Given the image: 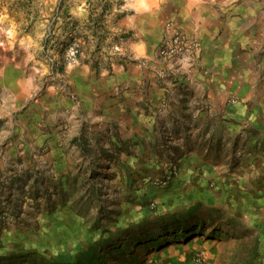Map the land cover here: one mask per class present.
<instances>
[{
    "label": "rangeland",
    "instance_id": "rangeland-1",
    "mask_svg": "<svg viewBox=\"0 0 264 264\" xmlns=\"http://www.w3.org/2000/svg\"><path fill=\"white\" fill-rule=\"evenodd\" d=\"M237 1L264 31V0ZM129 8V0H0V67L16 63L35 85L60 88L67 64L99 65L127 36ZM142 58L160 64L149 50ZM45 112L46 138L29 139V162L0 180V264H258L264 214L238 209L231 183L180 175L178 154L193 136L74 132L60 119L70 112L53 103ZM253 136L264 140L249 120L212 136L227 172Z\"/></svg>",
    "mask_w": 264,
    "mask_h": 264
},
{
    "label": "crops",
    "instance_id": "crops-1",
    "mask_svg": "<svg viewBox=\"0 0 264 264\" xmlns=\"http://www.w3.org/2000/svg\"><path fill=\"white\" fill-rule=\"evenodd\" d=\"M129 4L133 17L122 22L127 36L113 42L99 65L77 60L67 64L60 88L35 85L16 63L0 67V180L7 182L29 162V139L46 138L51 126L45 108L53 103L70 112L60 119L67 120L74 132L87 128L106 135L120 130L151 136L166 130L193 136L178 154L180 175L186 181L231 183L238 209L253 217L264 214L260 147L264 140L253 136L248 153L229 173L216 158L218 144L212 137L234 134L241 120H249L264 135V31L256 26L262 20L241 15L237 0H129ZM167 21L195 30L201 46L193 58L171 71L169 79L160 80L162 64L144 63L142 56L147 50L155 56ZM198 135L211 137L198 141L194 137ZM150 165H155L154 159Z\"/></svg>",
    "mask_w": 264,
    "mask_h": 264
},
{
    "label": "built area",
    "instance_id": "built-area-1",
    "mask_svg": "<svg viewBox=\"0 0 264 264\" xmlns=\"http://www.w3.org/2000/svg\"><path fill=\"white\" fill-rule=\"evenodd\" d=\"M201 46L199 36L195 30L187 31L173 21H167L164 25L162 36L155 47V57L162 64L160 72L169 76L171 71L176 69L180 62L186 58H193ZM175 173V171H171ZM169 175L163 183L169 179ZM155 182H160L158 178ZM198 260H200L198 258ZM258 264H264L262 255Z\"/></svg>",
    "mask_w": 264,
    "mask_h": 264
},
{
    "label": "trees",
    "instance_id": "trees-1",
    "mask_svg": "<svg viewBox=\"0 0 264 264\" xmlns=\"http://www.w3.org/2000/svg\"><path fill=\"white\" fill-rule=\"evenodd\" d=\"M181 228V227H180Z\"/></svg>",
    "mask_w": 264,
    "mask_h": 264
}]
</instances>
